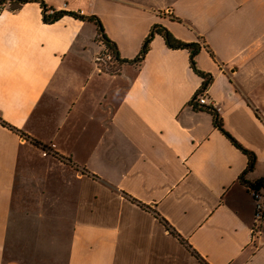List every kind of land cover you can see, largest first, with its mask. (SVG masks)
I'll use <instances>...</instances> for the list:
<instances>
[{
    "label": "crops",
    "instance_id": "0c3cea01",
    "mask_svg": "<svg viewBox=\"0 0 264 264\" xmlns=\"http://www.w3.org/2000/svg\"><path fill=\"white\" fill-rule=\"evenodd\" d=\"M40 1L122 61L160 25L212 82L158 34L109 71L94 22L0 9V264H264V0Z\"/></svg>",
    "mask_w": 264,
    "mask_h": 264
},
{
    "label": "trees",
    "instance_id": "16d2710c",
    "mask_svg": "<svg viewBox=\"0 0 264 264\" xmlns=\"http://www.w3.org/2000/svg\"><path fill=\"white\" fill-rule=\"evenodd\" d=\"M31 2H37L41 5L42 10H43V20L45 23H48V24L55 23L64 16H70V17H73L75 19H79L81 21L94 22L96 24V26L98 27L99 34L101 36V40L106 44V46L109 48V51L114 56V60L112 61V63L105 62V61L99 62L100 64H103L105 66L106 70L114 71V69L116 67H118L119 65H121L122 63H125V62L134 63V62L141 61L145 57V55L148 53L149 45H150L152 39L154 38V36L156 34H158V35L163 37L166 45L169 48H171V49H186L190 52L191 66H192L193 70L196 72V74H198L203 79L202 91H205L208 88V86L210 85V83L212 82L211 75L205 74L196 68L195 58L199 54L201 47L195 43L188 44V43H183V42L179 41L166 28H164L160 25H155L152 28L149 36L147 37V39L144 42V45H143L142 50L140 52V55L135 60H133V61H122L120 59L117 46L115 45V43H113L106 36L104 28L102 26V23L100 22V20L97 17H94V16L84 17V16L77 14V13H71V12L67 13L64 11H55L54 9H48L47 6L40 0H0V9L9 5L10 9L15 11V10H18L22 5H24L26 3H31ZM191 104H192V107L196 110H204V111L212 114V116L214 118L215 127L218 128L220 131H222L236 145V147L241 149L248 156L249 162H250L249 163L250 168H253L255 163H256V157L251 152L242 148L228 133H226V131L223 128L222 120L220 118L219 113H217L216 111L211 110L207 107L198 106L196 98H194V100L192 101ZM248 189L250 190V192L251 191H257L260 193L262 192L264 194V178L260 179L259 181L255 182L253 184H249ZM263 197H264V195H263Z\"/></svg>",
    "mask_w": 264,
    "mask_h": 264
},
{
    "label": "built area",
    "instance_id": "2783aa9c",
    "mask_svg": "<svg viewBox=\"0 0 264 264\" xmlns=\"http://www.w3.org/2000/svg\"><path fill=\"white\" fill-rule=\"evenodd\" d=\"M113 60H114L113 54L109 50H107L104 54H102L99 57L98 63L103 62V61L112 63ZM196 101L198 103V106L207 107V108L214 110L217 113H219V109L212 106V104L208 103V99L206 98L204 93L199 95L198 97H196ZM251 194H252V196L255 200V203H256V214H255L256 225H255V229H254V231H255V230H257V226L261 222H264V197L260 192H257V191H251Z\"/></svg>",
    "mask_w": 264,
    "mask_h": 264
},
{
    "label": "rangeland",
    "instance_id": "374dc122",
    "mask_svg": "<svg viewBox=\"0 0 264 264\" xmlns=\"http://www.w3.org/2000/svg\"><path fill=\"white\" fill-rule=\"evenodd\" d=\"M55 11H56V10H55ZM261 223H262V222H261ZM261 223H260V224H261Z\"/></svg>",
    "mask_w": 264,
    "mask_h": 264
}]
</instances>
